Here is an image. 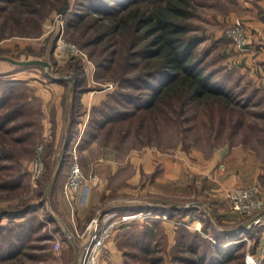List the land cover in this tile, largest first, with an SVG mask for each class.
<instances>
[{"label":"rangeland","instance_id":"obj_1","mask_svg":"<svg viewBox=\"0 0 264 264\" xmlns=\"http://www.w3.org/2000/svg\"><path fill=\"white\" fill-rule=\"evenodd\" d=\"M5 4L0 3V6ZM58 4L59 1L55 6L45 5L43 9L45 17L38 31H35L37 29H34L33 25L30 26L31 28L17 26L12 16L18 18V15L9 12L10 9L0 13V54L20 60L41 59L50 63V67L18 65L13 73L5 77L6 80L19 82L17 86L25 92L27 100L32 103L29 113L30 117L36 120L37 126L32 129L35 134L32 141L16 147L17 160L5 161V164L16 166L20 170L13 173L12 179L15 180L11 184L13 188L0 190V245L6 246L9 240L20 232H25L27 243L21 253L4 264H80L90 239L92 223L96 219L107 223L117 222L115 233L102 252L101 264H136L134 257L141 253L140 248L145 241L152 242V250L157 249L156 256L161 259L160 264H173V262L186 264L175 260L174 254L191 256L188 251L189 244L204 243L202 237L191 235L189 229L198 231L204 238L216 244L224 239L225 230L246 226L257 216L264 215V209L251 215L236 212L228 199L209 195L205 191L207 186L204 182L203 185L195 184L190 191L184 186L180 191H175L177 189L172 184L166 189L144 184L130 191L122 189L123 191L110 192L103 196L101 203L81 225L75 226L72 220H61L55 201L66 157L65 154L48 149L43 139L44 115L38 89L53 81L70 83L74 80L75 91L71 92L75 97L72 101L74 107L69 114L71 120H76L77 117L76 112L79 109L77 102L81 89L92 91L91 94L96 92L104 94L106 91L103 100L108 103L114 102L110 98L111 93L119 92L121 89L112 71L98 73L96 61L90 57V51L98 47L82 45L78 36L79 31L84 28L81 27L74 34L73 29L67 27L68 17L59 11ZM195 4L192 24L198 28L197 32L206 38L198 47L199 55L203 56L206 51L210 52L207 61L208 70L219 72L216 78H222L224 74L232 77L233 92L240 95L239 100H248L258 83L247 71L242 73L238 68L239 60L244 54L237 52L230 36L234 20L242 19L240 17L242 0H195ZM28 17L31 18L32 15ZM60 18L65 26L64 41L76 46V49L58 48L56 38L58 27L52 31L50 28L57 22L56 20L61 22ZM5 23L7 25H4ZM49 24L50 28H48ZM246 29L249 36L248 28ZM91 34L89 31L88 36ZM97 73L104 74V77L99 79ZM0 85L4 84L0 83ZM133 90L136 92L135 89ZM261 96L262 93L256 94L252 104L247 108L251 113L245 117L246 124L234 127L231 124L240 122L239 109L233 112V115L225 114L226 122L223 125L219 123L221 121L216 109L213 120L209 116L210 112L208 114L207 111L205 114L196 111L188 116L185 125L181 124L178 116L174 115L173 121L158 117L157 121L147 120L142 124L134 116L125 121H113L106 127H100V123L97 122L101 117L100 109L91 107L90 117L84 124L85 133L78 146L80 165L82 167V161L88 165L90 161L99 159L112 150L124 155L133 150L155 148L166 154L178 151L194 152L208 158L241 147L253 152L261 162L263 184L260 190L264 197V116L255 117V113L264 112V104H257ZM33 141H36L35 145L30 144ZM93 141L98 145L94 149H89ZM40 146H43L41 156L38 153ZM28 147L34 149L31 154L26 153ZM39 156L42 158L44 170L35 177L32 166L33 161ZM82 171L86 178L98 175L96 171H91L88 175L83 168ZM98 177L100 181V176ZM99 181L93 186L98 185ZM28 206L33 207V210L24 217H17L20 210ZM139 208L145 210L140 211ZM155 208L160 211L154 210ZM188 209L190 211L186 212L185 210ZM5 211L13 213L4 216ZM178 228L180 231L177 230ZM253 228L250 233L242 231L239 239L228 238L233 246L239 245L238 250L244 253L243 258H246L248 252L257 250L260 226ZM151 229L155 233L154 239H144V233ZM243 260L228 264H245Z\"/></svg>","mask_w":264,"mask_h":264},{"label":"trees","instance_id":"obj_2","mask_svg":"<svg viewBox=\"0 0 264 264\" xmlns=\"http://www.w3.org/2000/svg\"><path fill=\"white\" fill-rule=\"evenodd\" d=\"M58 1L59 11L68 17L67 27L73 29L74 34L81 27L84 28L78 36L82 45L98 47L90 51L98 73L112 71L121 89L111 93L110 98L114 102L102 100L97 106L101 112L97 120L100 127L134 116L142 124L147 120L157 121L158 117L173 121L174 115L185 125L188 116L196 111L205 114L210 112L209 116L213 120L216 109L220 125L226 122L225 114L233 115L239 109L240 122L231 126H244L246 115L251 113L247 108L256 94L262 93L257 104H264L262 88L257 86L248 100H239L240 95L233 92L232 77L224 74L222 78H216L219 72L208 70L210 52L206 51L202 56L198 50L206 38L192 24L195 0H0V3H6L0 6V13L10 9L9 12L18 15V18L12 16L17 26L28 28L33 25L38 31L45 17V5L55 6ZM89 31L92 33L90 36ZM7 75L0 74V83L4 84L0 85V190L13 188V173L20 169L5 164V161L17 160L16 147L32 141L35 136L32 129L37 126L29 113L31 101L17 86L19 82L5 79ZM103 75L98 74L97 77L100 79ZM85 91L80 90L81 93ZM257 116H264V112L255 113ZM30 144L35 145L36 141ZM33 150L28 147L26 153L31 154ZM32 210L33 207L28 206L20 210L17 217H24ZM154 210L160 211L158 208ZM3 213L8 216V213L12 215L13 212ZM177 230L180 231L179 228ZM253 230L250 224L225 230L221 242L224 245H221L213 244L198 231L189 229L191 235L202 237L204 243L189 244L191 256L174 254L173 257L186 264H228L245 260L244 253L238 250L239 245L233 246L228 238L239 239L242 231L250 233ZM24 233L16 234L13 237L15 239L11 238L6 246L0 245V264L24 250L27 243ZM154 237L153 229L143 235L144 239L153 240ZM140 250L141 253L134 257L136 264L161 263V259L156 256L157 249L152 250V242L145 241Z\"/></svg>","mask_w":264,"mask_h":264},{"label":"crops","instance_id":"obj_3","mask_svg":"<svg viewBox=\"0 0 264 264\" xmlns=\"http://www.w3.org/2000/svg\"><path fill=\"white\" fill-rule=\"evenodd\" d=\"M242 3L240 17L249 31L250 50L239 60L238 68L242 73L247 71L258 83V87L264 90V0H242ZM16 66L18 65L8 60L0 59V74L13 73ZM73 86V82L53 81L38 89L44 115L43 139L48 149L65 154L66 157L55 201L61 220H72L75 226L81 225L101 203L105 194L125 189L130 191L144 184L164 189L172 184L177 189L175 191H180L183 186L190 191L195 184L203 185L205 182V191L209 195L222 196L229 201L228 191L235 186L255 184L261 189V162L253 152L241 147L208 158L194 152L166 154L155 148L133 150L124 155L112 150L105 153V157L90 161L88 165L82 161L84 172L88 175L91 171H96L100 181L96 186L85 182L71 202L64 196L72 161L71 153L75 146L77 152L80 151L78 146L83 139L84 124L90 117L91 107L99 106L106 93L82 92L78 97L76 120H71L69 114L74 107L72 101L75 98L71 95ZM97 145L93 141L89 149H94ZM263 234L264 225L259 228V241Z\"/></svg>","mask_w":264,"mask_h":264},{"label":"built area","instance_id":"obj_4","mask_svg":"<svg viewBox=\"0 0 264 264\" xmlns=\"http://www.w3.org/2000/svg\"><path fill=\"white\" fill-rule=\"evenodd\" d=\"M61 19V18H60ZM53 23V26L48 28L50 31L58 27L57 44L61 49H76V46L64 41L65 26L64 21ZM230 36L234 43V47L239 54H246L250 50V40L247 34L245 23L242 19L236 18L230 29ZM62 44H61V43ZM112 86H110L111 88ZM98 91V90H96ZM95 91V92H96ZM43 146L39 147L38 153L41 156ZM71 167L68 173V178L65 184L64 193L68 200H72L74 194L78 192L80 187L85 182L91 184H97L99 181L98 175H92L86 178L82 167L79 162L77 147L72 150ZM36 158L33 161L32 172L35 177L39 176L44 170V164L41 157ZM227 197L231 200L233 209L244 215H251L254 212H258L264 209V197L262 196L259 186L255 184L246 186H235L228 191ZM264 225V215L257 216L250 224V226L257 227ZM117 226L116 221L110 223L101 222L99 219L93 221L90 229V239L87 243L84 254L81 258L80 264H101V255L105 250L108 240L115 233ZM247 240V238H246ZM58 245V243H56ZM264 261V234L258 243L257 250L255 252H248L245 258V264H262Z\"/></svg>","mask_w":264,"mask_h":264},{"label":"water","instance_id":"obj_5","mask_svg":"<svg viewBox=\"0 0 264 264\" xmlns=\"http://www.w3.org/2000/svg\"><path fill=\"white\" fill-rule=\"evenodd\" d=\"M0 59L8 60V61L12 62L13 64L19 65V66L43 65V66L50 67L49 62H47L45 60H41V59L20 60V59H16V58H13L10 56H0Z\"/></svg>","mask_w":264,"mask_h":264}]
</instances>
